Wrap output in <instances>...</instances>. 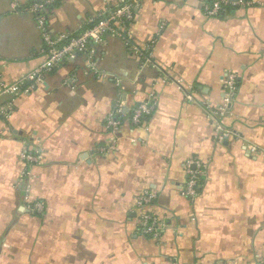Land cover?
Returning a JSON list of instances; mask_svg holds the SVG:
<instances>
[{"label": "crops", "instance_id": "crops-1", "mask_svg": "<svg viewBox=\"0 0 264 264\" xmlns=\"http://www.w3.org/2000/svg\"><path fill=\"white\" fill-rule=\"evenodd\" d=\"M30 1L0 0L7 82L44 58ZM119 1L56 0L49 28L76 35ZM206 3L145 0L128 38L95 45L98 72L83 54L0 95V264H264V0H232L216 17ZM230 71V111L212 115ZM120 101L118 150L104 154ZM145 101L155 110L134 125L130 112ZM190 159L202 170L194 199L182 192ZM146 191L156 194L147 210L162 219L158 237L141 228Z\"/></svg>", "mask_w": 264, "mask_h": 264}, {"label": "built area", "instance_id": "built-area-1", "mask_svg": "<svg viewBox=\"0 0 264 264\" xmlns=\"http://www.w3.org/2000/svg\"><path fill=\"white\" fill-rule=\"evenodd\" d=\"M56 0H35L26 6V9L38 13V24L43 39L44 58L41 64L20 79L7 82L0 76V95L17 96L19 93L42 83L46 74L53 72L65 61H72L80 55L89 54V66L95 72L97 63L94 60L95 45L104 43L108 35H117L128 38L129 25L135 17L136 10L145 0H120L118 4L109 7L91 24L76 35L63 31L54 33L50 30L47 19V8ZM246 2L247 0H240ZM232 0H208L206 3V14L208 16H219L223 14ZM16 5H14L15 7ZM149 47L133 46L136 53L146 55ZM148 56V54H147ZM100 77L110 76L107 73H100ZM224 101L221 107L213 110L212 115L229 113L231 104L236 96L237 75L230 71L224 78ZM124 102H117L106 118V125L112 133L111 141L104 146L98 147V151L104 154L115 153L118 150L117 132L120 129L127 112L124 110ZM155 103L150 101L141 102L130 112V119L134 125H140L155 110ZM7 114L8 108L4 107ZM28 161H38L39 155L30 153L23 154ZM194 159L186 162L187 181L182 192L191 199L199 193L201 168H193L191 164ZM156 198L153 192H144L138 196L136 205L140 210L141 228L144 233L153 237L161 234L162 219L160 216L147 210L148 205ZM34 209L42 213L45 209L44 201H36ZM177 264V263H175Z\"/></svg>", "mask_w": 264, "mask_h": 264}, {"label": "trees", "instance_id": "trees-1", "mask_svg": "<svg viewBox=\"0 0 264 264\" xmlns=\"http://www.w3.org/2000/svg\"><path fill=\"white\" fill-rule=\"evenodd\" d=\"M33 1H35V0H32V1H30L29 3L33 2ZM29 3H28V4H29Z\"/></svg>", "mask_w": 264, "mask_h": 264}]
</instances>
